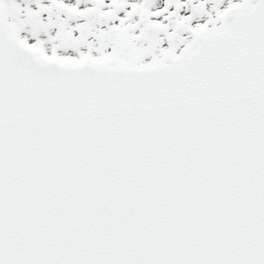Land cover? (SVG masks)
Instances as JSON below:
<instances>
[{"label":"snow or ice","instance_id":"obj_1","mask_svg":"<svg viewBox=\"0 0 264 264\" xmlns=\"http://www.w3.org/2000/svg\"><path fill=\"white\" fill-rule=\"evenodd\" d=\"M0 264H264V0H0Z\"/></svg>","mask_w":264,"mask_h":264}]
</instances>
